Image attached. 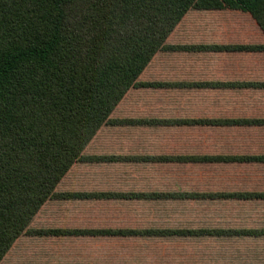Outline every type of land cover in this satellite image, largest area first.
I'll return each instance as SVG.
<instances>
[{"label": "trees", "instance_id": "trees-1", "mask_svg": "<svg viewBox=\"0 0 264 264\" xmlns=\"http://www.w3.org/2000/svg\"><path fill=\"white\" fill-rule=\"evenodd\" d=\"M222 10L249 15L264 36V0H0V264L24 236L155 238L221 233L183 228L35 229L31 224L53 200L157 202L218 196L170 191H57L63 178L79 164L264 162V155H96L89 147L105 127L230 122L114 118L131 89L264 88V82L140 80L151 62L164 53L264 52L263 44L168 41L188 12ZM250 122L264 125V120ZM230 196L264 199V192ZM234 233L264 235V231L255 230Z\"/></svg>", "mask_w": 264, "mask_h": 264}, {"label": "crops", "instance_id": "crops-1", "mask_svg": "<svg viewBox=\"0 0 264 264\" xmlns=\"http://www.w3.org/2000/svg\"><path fill=\"white\" fill-rule=\"evenodd\" d=\"M216 27V26H215ZM226 29V28H224ZM217 34L209 35L210 38H217ZM221 36V35H220ZM221 43L216 41L192 42L188 44H213ZM228 44H249V43H228ZM250 44H263L261 42ZM168 55L170 53H167ZM172 54V53H171ZM184 60L174 57L169 63H161L159 58L155 60V79L151 81L173 82V83H246L264 82V52H206V53H183ZM185 54H188L185 56ZM170 56V55H169ZM153 69H147L152 72ZM158 91H175L179 95L168 97H155V118L162 119H222L228 120L224 124L202 125V126H164L155 127L159 132L167 131L176 135L183 133V148L174 149L183 153L174 154H202L206 150V144L212 143L214 151L205 155H231V156H261L264 155V125L254 124L250 120H264V88H210L205 86H185L176 88H160ZM216 105L217 107H212ZM119 110L125 108L128 112L119 115L113 113L114 118H151L144 114L129 113L131 109L137 108L136 104L123 102L118 107ZM136 110V109H135ZM157 110V112H156ZM166 110V114H158ZM222 110L224 112L218 111ZM138 126H111L113 132L119 129H130L136 131ZM106 128V127H105ZM154 128V127H150ZM104 129V128H103ZM217 131L221 139V144H216L214 139H209L203 132L206 130ZM164 130V131H162ZM157 139V135L155 136ZM225 137V138H224ZM224 138V139H223ZM159 140V138H158ZM172 141V140H171ZM143 143V142H141ZM147 146H155L153 139H150ZM91 146V145H90ZM89 146V147H90ZM173 148V147H172ZM172 148H160L155 146V151L167 152ZM162 149V150H161ZM224 151V152H221ZM206 152V151H205ZM96 155H134L144 154L139 152L126 153H94ZM162 154V153H160ZM152 155V154H150ZM145 163H99V164H79L75 167L82 168L81 173L70 180L73 188L57 191L75 192H141L148 190L123 189L122 185H136L144 176L137 175L136 168ZM154 165V164H145ZM183 166H218L225 168L221 175H217L220 182L217 185H205L206 188L181 189L173 186L170 192L183 193H218L216 197L184 198L178 200H105L89 199L61 201L53 200L56 204H62L61 208L46 210L44 207L39 211V215L45 214L55 216L59 221L56 225L40 224L31 227L35 229L49 228H81V229H199L205 231H217L219 234H205L194 237H155L159 241H171L170 238L190 240L189 243H197L199 247L186 244L182 248L180 259H173L171 262H161L155 264H264V235H242L234 232L242 231H264V199L238 198L230 196L236 193H263L264 192V162H222V163H184L169 164ZM83 166V167H82ZM66 177V176H65ZM64 179V178H63ZM91 179L94 183L89 185L87 181ZM63 182L59 183L60 186ZM119 183L118 185H116ZM204 185V184H202ZM158 191V190H152ZM221 194V195H219ZM229 195V196H228ZM158 203L159 218L155 220V205L150 215L142 218H132L130 221L141 222L138 225L123 223L124 220L112 219L107 224L106 220H99L101 215H109L110 218L117 216L112 204L123 203L125 205L137 203ZM165 202H176L178 211L166 215L163 213L161 205ZM48 203L51 204V201ZM170 204V203H169ZM64 205V206H63ZM171 205V204H170ZM142 207L141 205H139ZM165 210H168L165 208ZM72 211L76 215L75 223L65 219L71 216ZM154 212V214H153ZM113 214V215H111ZM61 216V217H59ZM82 217V218H81ZM111 221L113 222L110 225ZM98 222H103L98 223ZM83 223L84 225H81ZM146 224V225H145ZM155 224V227L150 225ZM148 225V226H147ZM84 226V227H81ZM137 226V227H136ZM233 232L232 234H228ZM34 238L45 241L44 245L37 249L28 264H52V258L57 252L55 243L64 239L71 240V246L75 250L85 248L91 243V238H121L136 239L144 237H21L20 240ZM56 240V241H53ZM87 242V243H86ZM84 245H83V244ZM86 243V244H85ZM171 250L173 246L170 245ZM13 246V247H14ZM99 260H88L86 263L78 264H105Z\"/></svg>", "mask_w": 264, "mask_h": 264}, {"label": "rangeland", "instance_id": "rangeland-1", "mask_svg": "<svg viewBox=\"0 0 264 264\" xmlns=\"http://www.w3.org/2000/svg\"><path fill=\"white\" fill-rule=\"evenodd\" d=\"M188 15L182 20L179 26L174 31V35L169 38V42L172 44L177 43H192V42H208L216 41L221 43H257L264 39L260 29L256 26L255 21L247 14L226 10L222 11H190ZM216 26V27H215ZM226 28V29H224ZM211 34H217V38H208ZM221 35V36H220ZM170 55V56H169ZM164 53L159 55L151 62V66L148 69H153L152 72H144L140 80L151 81L155 79V60L159 57L161 63H169L167 59L171 60L174 57L184 60L183 53ZM188 54H185L187 56ZM168 56V58H167ZM189 57V56H187ZM167 58V59H166ZM170 95H179L175 91H158L155 89H131L126 94L123 102L133 103L137 105V108L131 109L129 113L144 114L149 117H155V97H168ZM212 107L216 108V105ZM125 108L116 110L119 115L128 112ZM224 112L222 110H218ZM157 112V110H156ZM158 114H166V110L158 112ZM159 129L150 127H137L136 131L130 129H119L116 132L110 127L102 129L97 137L92 141L90 150L91 153H126V152H141L144 154H174L183 153V151H175L185 147L183 146L184 135L183 133H177L176 135L167 133V131L159 132ZM209 139H214L216 144H221V139L217 131L206 130L203 132ZM157 135V139L156 136ZM159 138V140H158ZM225 138V137H224ZM223 138V139H224ZM153 139L155 146L160 148H172L167 152H156L155 146H147L149 140ZM172 140V141H171ZM143 142V143H141ZM206 152L202 151V154H210L214 151V145L212 143H206ZM162 150V149H161ZM224 152V151H221ZM83 167V166H82ZM82 168L79 166L73 167L67 176L63 179V182L59 190L73 188L70 184V180L81 173ZM225 168L222 165L218 166H183V165H169V164H154L145 165L142 164L136 168L137 175L143 174L141 180L136 185H122L123 189H141V190H168L173 186L180 187L181 189L190 188H206L205 185H217L220 179H217V175H221ZM80 175V174H79ZM89 185H93V181L89 179L87 181ZM117 183L116 185H118ZM204 184V185H202ZM171 205H170V204ZM158 203H137L125 205L123 203L112 204L116 209L114 213L117 216L111 217L109 215H101L99 220H106L108 224L110 220H124L123 223L138 225L141 222H132V218H142L148 213L151 214L153 205H155V220L159 218L157 211ZM141 205L142 207H140ZM64 206V205H63ZM62 204H56L55 201L45 204L46 210H55L61 208ZM176 202H165L161 205L162 211L166 215H170L178 211ZM167 208L168 210H165ZM173 212V213H172ZM71 216H65L64 218L70 221L76 220V215L72 211ZM111 214V215H113ZM148 214V215H150ZM154 214V212H153ZM176 214V213H175ZM61 217V216H59ZM34 225H56L59 220L55 216H48L39 213L36 215ZM82 218V217H81ZM111 221L110 225L113 222ZM75 223V221H74ZM103 223V222H98ZM76 224V223H75ZM81 225H84L81 223ZM146 225V224H145ZM148 226V225H147ZM84 227V226H81ZM137 227V226H136ZM155 227V224L150 225ZM171 241H159L154 238H136V239H121V238H104L97 239L91 238L89 245L85 248L75 250L71 246V240L64 239L55 243V250L57 251L53 258L52 264H78L86 263L88 260H99L100 263L105 264H155L161 262H171L173 259H180L182 255V248L186 244H190L199 247L197 243H189L190 240L170 238ZM56 241V240H53ZM45 241L39 239L20 240L17 246L12 247L9 253L5 256L2 264H28L29 259L33 257L37 249H40ZM87 243V242H86ZM85 243V244H86ZM173 246L171 250L170 246ZM83 244V243H82ZM84 245V244H83ZM181 261V259H180ZM78 262V263H77Z\"/></svg>", "mask_w": 264, "mask_h": 264}]
</instances>
